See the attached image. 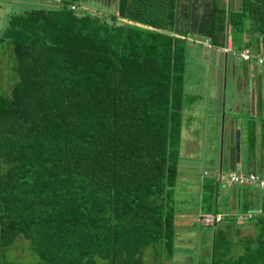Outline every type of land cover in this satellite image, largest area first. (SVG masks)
I'll return each instance as SVG.
<instances>
[{
	"label": "trees",
	"instance_id": "16d2710c",
	"mask_svg": "<svg viewBox=\"0 0 264 264\" xmlns=\"http://www.w3.org/2000/svg\"><path fill=\"white\" fill-rule=\"evenodd\" d=\"M59 1L9 15L0 33L16 77L0 96V246L21 236L37 264L171 256L185 37L219 47L227 23L241 49L252 25L264 51V2L210 0L198 14L204 0H116L104 16ZM201 189L192 222L212 231L208 264H264V199L242 234L218 226L225 215L205 220L225 213Z\"/></svg>",
	"mask_w": 264,
	"mask_h": 264
},
{
	"label": "crops",
	"instance_id": "0c3cea01",
	"mask_svg": "<svg viewBox=\"0 0 264 264\" xmlns=\"http://www.w3.org/2000/svg\"><path fill=\"white\" fill-rule=\"evenodd\" d=\"M203 3L196 13L201 14L205 9L204 5L210 4V0H204ZM240 5L241 0H227L226 4L230 10H238ZM243 39L252 53L264 52L259 47V35L254 26L251 25ZM203 40L204 38L196 35L185 37L181 73V90L185 103L181 110L179 133L183 123L186 126L184 130L192 128L193 135L208 126L213 142H217L219 149L217 148L216 153L214 144L208 148L213 153V159L202 161L201 172L196 181L200 188L203 185L209 190L215 187L212 200L220 212L225 213V218L235 219L236 214L246 209L259 212L264 199V188L228 184L218 177L236 164L244 172H264V66L238 59L222 52L218 47L205 46L201 43ZM197 66L205 69L199 70ZM180 142L178 136V143ZM186 144L185 149L190 150L193 143ZM203 172H206L205 176L202 175ZM178 175L185 178L184 173ZM202 206H190V211L185 214L177 208L175 219L182 218L181 214L187 220L190 217L194 219ZM176 225L181 227V231L178 232L175 228L174 246L183 231L192 233L187 224L175 223ZM198 248L199 246L195 250ZM168 258L169 256L164 259Z\"/></svg>",
	"mask_w": 264,
	"mask_h": 264
},
{
	"label": "rangeland",
	"instance_id": "374dc122",
	"mask_svg": "<svg viewBox=\"0 0 264 264\" xmlns=\"http://www.w3.org/2000/svg\"><path fill=\"white\" fill-rule=\"evenodd\" d=\"M220 1L223 2V0ZM90 4H95L99 7L100 11H96V13L104 16L109 12L116 11V0H96L95 3L91 0ZM58 5H60L59 0H0V33L4 30L9 15L20 12L26 6L53 7ZM75 8L94 12L91 7L85 5ZM12 66L13 58L8 51V47L6 44L0 43V96L9 95L10 88L16 79ZM197 69L203 70L205 67L197 66ZM190 101L193 103L191 99ZM181 127L182 131L179 133L181 142L180 144L177 143V170L178 174L184 173L185 178H180L177 175L172 197L174 205H176L175 209L178 208L185 214L190 211V206L197 208L201 204L199 202V194L202 189L198 186L196 180H198L201 172L202 161L208 162L213 159V153H210L208 148H211L212 144H214V151L217 153L218 144L216 141L213 142L208 126L203 127L195 135L192 134V128L189 131L184 130L186 127L184 123ZM190 142L193 143L190 146V150L189 148L185 149L186 143ZM207 170L211 171L209 168ZM204 192L207 191L204 190ZM184 214H181L183 215L181 216L182 218L176 219V224H187L189 229L191 228L192 233H189L188 230L183 231L181 237L176 241V245L172 247L171 256L168 259H164L166 257L163 254L159 257L155 256L154 253H151L152 250L150 248L145 249L146 251H143L141 257L143 264H208L212 231L206 229L203 235L200 231V233H196V224L192 222L194 219L190 217L187 220L184 218ZM229 222L237 225L239 233L248 234L253 231L252 226L245 219H225L218 226L224 227ZM175 228L178 232L181 231L180 226L176 225ZM201 235L200 241L197 240ZM198 246L199 248L195 250ZM37 262L38 257L30 247L28 240L21 236H17L13 243L6 247L0 246V264H37Z\"/></svg>",
	"mask_w": 264,
	"mask_h": 264
},
{
	"label": "built area",
	"instance_id": "2783aa9c",
	"mask_svg": "<svg viewBox=\"0 0 264 264\" xmlns=\"http://www.w3.org/2000/svg\"><path fill=\"white\" fill-rule=\"evenodd\" d=\"M225 6L227 0H223ZM223 44L218 48L224 52L233 55L234 57L241 59L243 61H251L256 65L264 66V52L261 53H252L247 47L241 49H233L231 45V39L229 35V25L225 24V29L222 35ZM205 46H212L207 39L204 38L201 42ZM202 175H206V172H203ZM219 178H222L225 183L238 185V186H251L257 187L260 189L264 188V172L262 174H257L253 172H244L240 169V166L236 164L234 168L228 170L223 176L219 174ZM258 213L256 210H245L235 215L236 219H248ZM205 220H212L218 222L222 219L223 214H215L213 218L211 215H205Z\"/></svg>",
	"mask_w": 264,
	"mask_h": 264
},
{
	"label": "water",
	"instance_id": "95a60500",
	"mask_svg": "<svg viewBox=\"0 0 264 264\" xmlns=\"http://www.w3.org/2000/svg\"><path fill=\"white\" fill-rule=\"evenodd\" d=\"M261 1H263L264 2V0H261ZM238 142H236V151H238ZM236 156H237V153H236Z\"/></svg>",
	"mask_w": 264,
	"mask_h": 264
},
{
	"label": "clouds",
	"instance_id": "9594fccd",
	"mask_svg": "<svg viewBox=\"0 0 264 264\" xmlns=\"http://www.w3.org/2000/svg\"><path fill=\"white\" fill-rule=\"evenodd\" d=\"M219 214H221V213H219ZM224 215V214H223ZM224 217V216H223ZM234 218H235V216H234ZM236 219V218H235ZM220 222V221H219Z\"/></svg>",
	"mask_w": 264,
	"mask_h": 264
}]
</instances>
